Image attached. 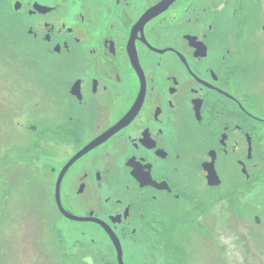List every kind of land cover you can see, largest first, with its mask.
I'll list each match as a JSON object with an SVG mask.
<instances>
[{
	"label": "flooded vegetation",
	"instance_id": "af4514ba",
	"mask_svg": "<svg viewBox=\"0 0 264 264\" xmlns=\"http://www.w3.org/2000/svg\"><path fill=\"white\" fill-rule=\"evenodd\" d=\"M16 3L3 44L41 75L32 106L45 110L0 111L28 134L31 175L51 222L82 238L80 262L121 264L120 245L123 264H157L169 229L252 193L264 163V0Z\"/></svg>",
	"mask_w": 264,
	"mask_h": 264
},
{
	"label": "rangeland",
	"instance_id": "374dc122",
	"mask_svg": "<svg viewBox=\"0 0 264 264\" xmlns=\"http://www.w3.org/2000/svg\"><path fill=\"white\" fill-rule=\"evenodd\" d=\"M10 1L0 0V109L5 105L3 110L20 118L41 116L45 103L39 108L32 106L35 98L41 99V75L28 70L23 59L16 57L14 47L3 44L7 35L14 34L13 24L18 20L12 9L15 0L12 5ZM22 43L27 45L26 40ZM257 70L259 84L264 85V63ZM5 111H0V141L21 139L3 127ZM7 122L11 126L10 117ZM263 167L260 173L264 176ZM28 170L24 165L11 172V192L3 203L0 199V264H78L75 255L80 249L76 245L81 238L60 220L51 222L53 210L44 199L42 177L33 176L38 183L34 191L31 177L21 178L22 172ZM242 202L237 210L233 208L236 202L213 203L204 214L195 213L199 216L188 222L187 235L185 229L178 228L172 230L175 240L163 236L165 243H158L156 251L157 264H264V184ZM164 246L168 251L163 250Z\"/></svg>",
	"mask_w": 264,
	"mask_h": 264
}]
</instances>
